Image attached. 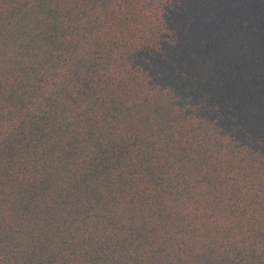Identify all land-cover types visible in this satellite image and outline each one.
Wrapping results in <instances>:
<instances>
[{
	"label": "trees",
	"instance_id": "16d2710c",
	"mask_svg": "<svg viewBox=\"0 0 264 264\" xmlns=\"http://www.w3.org/2000/svg\"><path fill=\"white\" fill-rule=\"evenodd\" d=\"M0 264H264V0H0Z\"/></svg>",
	"mask_w": 264,
	"mask_h": 264
}]
</instances>
